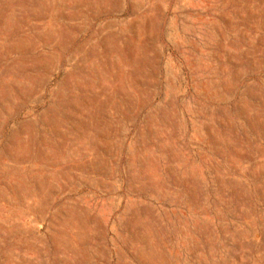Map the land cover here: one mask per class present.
Listing matches in <instances>:
<instances>
[{
  "label": "rangeland",
  "instance_id": "obj_1",
  "mask_svg": "<svg viewBox=\"0 0 264 264\" xmlns=\"http://www.w3.org/2000/svg\"><path fill=\"white\" fill-rule=\"evenodd\" d=\"M0 264H264V0H0Z\"/></svg>",
  "mask_w": 264,
  "mask_h": 264
}]
</instances>
